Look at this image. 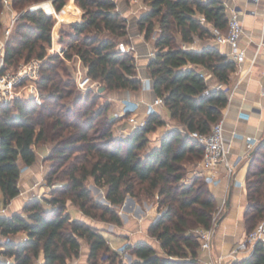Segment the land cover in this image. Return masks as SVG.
Returning <instances> with one entry per match:
<instances>
[{
  "label": "trees",
  "instance_id": "16d2710c",
  "mask_svg": "<svg viewBox=\"0 0 264 264\" xmlns=\"http://www.w3.org/2000/svg\"><path fill=\"white\" fill-rule=\"evenodd\" d=\"M40 1L11 0L18 18L5 47L1 71L14 70L33 57L43 59L36 82L41 102L26 96L0 105V201L6 206L20 193L21 168L36 162L37 143L50 144L48 179L61 173L65 182L60 196L54 191L45 199L48 206L32 198L21 211L0 214V264H68L80 255L81 240L88 244L86 264L104 259L112 264H198L199 242L193 229L210 226L217 202L202 176L184 181V163L202 157V145L190 134L208 133L228 102L225 90L210 88L202 74L209 72L227 87L236 64L211 47L196 50L184 45L193 43L195 37L210 35L205 22L224 31L226 7L220 0H143L148 6L139 15L137 26L146 39L154 37L147 76L177 126L162 134L158 149L145 153L148 133L165 120L151 112L144 126L126 136H115L112 127L116 120L106 114L109 105L94 108L96 101L89 91L67 100L73 93L69 86L76 81L58 54L47 53L53 16L41 8H21ZM66 1L52 0L54 9L60 11ZM74 3L82 14L69 23L71 43L61 50L64 58H70L69 50H73L86 74L102 82L103 89L139 91L135 57L131 51L118 49L120 41H129L126 18L116 1ZM89 177L104 189L108 205L92 200L85 186ZM245 188L243 219L248 232L264 218V138L248 159ZM154 194L163 212L149 224L148 233L161 252L146 241L127 243L125 251L131 250L133 255L128 263L101 231L65 210L69 199L84 215L121 225L114 208L126 195L140 198ZM40 255L42 261L38 262ZM230 264H264V245L255 244L248 256Z\"/></svg>",
  "mask_w": 264,
  "mask_h": 264
},
{
  "label": "crops",
  "instance_id": "0c3cea01",
  "mask_svg": "<svg viewBox=\"0 0 264 264\" xmlns=\"http://www.w3.org/2000/svg\"><path fill=\"white\" fill-rule=\"evenodd\" d=\"M222 4L226 7V12L233 6H236L240 10V20L243 27V37L240 42V47L245 50V61L241 65H236L238 71H234L230 76V81L227 84L228 92H226L228 97V102L222 111V116L226 117L227 120L224 123V135L226 142L230 148V153L228 158L230 161L236 160L245 149V142L242 137H232V133L238 132L244 136H252L259 141L264 138V0H220ZM117 2V0H116ZM125 4V3H124ZM72 6L74 9H72ZM51 7L54 6L51 3ZM66 7V6H65ZM69 9H72L74 13L75 20L81 18V10L74 3L68 5ZM67 7V8H68ZM119 7V4H118ZM66 10V14L68 10ZM65 10V8L63 9ZM120 13L126 19H129V15L132 9L125 4L118 8ZM47 10V13H54L52 10ZM55 11V9H54ZM62 12V11H61ZM141 14V12H140ZM139 14V15H140ZM138 17V16H137ZM134 18L132 21L128 20L127 30L129 35L134 38V44L136 46V65L138 77L141 79L147 76L146 68L149 61V51L151 48L154 49L153 42L147 43L145 37L140 31H138L137 20ZM131 18V17H130ZM133 18V17H132ZM131 18V19H132ZM202 19V18H201ZM61 21V20H60ZM204 25L210 29V35L203 38L195 37L194 42L189 45H184L190 49L201 50L205 47H211L221 54L229 55L230 47L226 43H220L216 40L215 36L211 32L212 26L205 22ZM58 37V36H57ZM57 39V38H56ZM56 39H52L53 43ZM205 80L210 88H216L218 86H226L221 84L213 75L206 72ZM114 99L129 100L132 104L136 103L135 113L138 109L143 106V110L140 113H136L142 119L147 118L150 114L148 113V104H151L156 97L152 87L149 89H141L136 92H130L127 90H118L110 94ZM127 98V99H126ZM123 106V105H122ZM133 110V111H134ZM129 112L134 114V112ZM162 117L165 122L170 119L167 108L163 105L155 107V111ZM120 136L127 135L129 133L128 129H120ZM162 136V134H161ZM152 142V145L145 151V153L158 149L160 147V139ZM35 149V147H34ZM36 154L40 152H48V148H42L40 150L35 149ZM41 156V155H40ZM250 157V156H249ZM249 159V158H248ZM43 168V163L40 160L30 166L25 170L26 173H38L40 169ZM248 168V160H241L236 168L235 178L242 185L235 183L232 179L229 180L226 176L222 174L220 182L216 186L210 185V191L214 195L217 206L224 205V211L221 218L218 220L214 229V240L211 253L213 256L224 253L230 248L236 246L240 242L244 234L246 233L244 228L243 213L247 205L246 198V188H245V176ZM25 173V174H26ZM20 175V179L22 178ZM27 181H30L28 177ZM22 182V180H21ZM24 187H28V183H23ZM236 190V194L233 191ZM25 191L20 188V193L14 197L9 204L5 206L7 214H12L19 212L23 209L28 198L25 196ZM242 197V198H241ZM235 198L237 200V205L235 206V211H231V202ZM239 210V214L235 217L236 211ZM81 219L88 223L85 217H75ZM140 224L133 226V228L128 227V224H124L120 228L118 237L114 240L117 245H123L126 243H133L135 241H146L148 236L143 232V223L139 217H136ZM129 219V215L126 216L124 221ZM90 224V223H88ZM132 226V225H131ZM156 241V240H155ZM109 244L110 241H109ZM153 245V244H152ZM154 246V245H153ZM113 247V246H112ZM120 247V246H119ZM115 247H113L114 249ZM82 250H80V255ZM85 258L88 257L89 249L86 250ZM250 252H236L232 256L225 258V264H230L233 261L242 259L248 256ZM79 255V256H80ZM208 258L206 252L199 251L198 260H205ZM42 261V255H40L38 262ZM69 264H74L72 261Z\"/></svg>",
  "mask_w": 264,
  "mask_h": 264
},
{
  "label": "rangeland",
  "instance_id": "374dc122",
  "mask_svg": "<svg viewBox=\"0 0 264 264\" xmlns=\"http://www.w3.org/2000/svg\"><path fill=\"white\" fill-rule=\"evenodd\" d=\"M51 3H52V0H43V1H40L37 3H26L25 5L21 6V8L23 7V10L24 9L32 10V9L41 8L45 12H47V10H49L50 13H51L50 10H52L54 12V13H52L54 23H53V27L51 30V36H52L51 38L52 39L57 38V39H56V41H54V43H53V40H51L50 46L47 47V53L50 55L58 54L59 58L63 60L62 65L67 68L68 72H70L71 76L74 77V79H75L77 76L76 75L77 68H80L82 71L85 72L86 71L85 67L83 66L82 62L78 59L77 55L74 54L73 50H69V52L72 53L70 58H64L63 52L61 51L62 48H64V50L67 49L68 44L71 43L69 40V37H68V35L71 32L69 23L74 21L75 17L73 15L74 13L72 12V9H74L73 6H72V9L71 8L69 9L68 5H70V3L72 5V3H74V0H67L66 4L64 5V7L60 11H56V10L54 11L53 7H51ZM116 3H117V9L120 8L121 6H124L125 4H127L132 9V11L129 15V19H126L127 23H128V20L132 21L137 16L139 17L140 12H143L148 6L147 5L148 3L144 2L143 0H117ZM118 4H119V7H118ZM18 6H20V5H18ZM64 8H65V10H63ZM67 9H69V10H68V13L66 14ZM130 17L131 18L133 17V18L131 19ZM138 31H140L139 28H138ZM140 33L143 34V32H140ZM59 37L62 38V42L60 41ZM127 38L129 41L128 43L120 41V43H118V44H123L124 46L133 45L135 47V50H130V51L133 53L135 60H136V53H137L136 49L137 48L133 42L134 37L132 35H129V33H128ZM145 40L147 41V43H152L154 41V37H151L149 39L145 38ZM150 53H154L153 48L150 49L149 54ZM47 55H46V57H47ZM137 74H138V72H137ZM103 88L104 87H103L102 82H100L98 80H91L89 82V86L87 88H83V89L77 87L76 83H74V84H71L69 86V89L73 93L69 97V99H67V100H71V98H73V96H75V95L77 96L80 94H86L89 91L90 92L89 96L94 98L96 101L94 108H99V107L105 106L107 104V105H109V108H108V111L106 114H108L112 117H114L115 112L120 114L118 117H114L116 120L113 127H112V131H113L114 135L120 136V135H118L121 133L120 129H124V128L128 129L130 132V130H132L133 121L142 119L139 116H137L136 113L137 114L140 113L143 110V106L140 109H138L136 111V113L134 110L133 115L130 114L129 112L127 114L121 113L120 109H121L123 102L125 100L123 101V100H120L119 98L113 99L110 95L111 93L118 91V90L109 91V90L103 89ZM26 92H28V91L26 90L23 93V98H24V96H28V95H26ZM174 128H177L175 121L169 119L163 125L158 126L154 131L148 133L149 142H148V144L144 150L146 151L152 145V142H155V140L158 139V137H160L161 134H163L169 130H172ZM124 136H126V135H124ZM34 147L37 151L42 149V148H45V147L48 148V152H42V153L40 152V154H38V155L36 154L37 155V161L38 160L42 161L43 168L40 169L38 173H30L29 174V173H26L27 170H25L27 167H22L21 168V174L23 177L19 181V186L24 191L26 189L27 193L25 194V196L28 198V200L32 199V198L40 199L42 201L43 205L48 206L47 205L48 203L45 201V199H50L52 196V193H54V191H57L56 193H54L55 196H60V194H61L60 189L63 188V184L65 182V177H63V175L61 173H57L59 175H53V176H51L50 179H48L49 171H50L51 165H52V161L49 160V152H50V144L49 143H37ZM199 161L200 160L184 163V168H185L184 181L186 183L191 182L193 177H195L197 175L200 176V174H199V167H200ZM28 177L30 178V181H27ZM21 180H22V182H21ZM23 183H28V187L27 188L24 187ZM85 186L89 190L90 196L94 202L102 204V205H108L109 204L108 201L104 199V197H105L104 189L102 187L97 186L93 182L91 177H89L85 181ZM208 188L210 190V185H208ZM236 193H237L236 190L233 191V194H236ZM127 197H131L132 200L129 199L128 201H126ZM125 201H126V204H125ZM236 205H237V200L235 198H233V200L231 202V211H235ZM1 206H2V203L0 201V207ZM114 209L117 211V214L119 215V217L121 219V225H116V224L109 223L106 221H100L97 219H93L89 216H86L69 199L66 201V206H65V210L70 214V216L72 218H75L78 216L85 217L87 219L88 223H90V225H92L93 227H95L96 229L101 231L104 234V236L106 237L108 244L110 241V243H111V244H109L110 247L111 248L115 247L114 248L115 250H117L118 248H120L122 246L120 244L117 245L114 242V240L119 235V232L121 230L120 228H122L124 226V224H128L127 225L128 227L130 226V228H133V226L136 225V223L138 222L136 217H139L143 223V225H142L143 229L142 230H143L144 234L148 235V236L142 235V237L143 236L146 237L148 242L153 244L154 247L158 250V252H161V250H159L158 242L155 241V238L151 237L148 233L149 224L154 222L163 212V208L158 207L156 194H154L153 197L142 196L140 198H135V197H132L130 195H126L123 203L120 204L119 206H116ZM238 214H239V210L236 211L235 217H237ZM127 215H129V219L127 221H124ZM140 223H137V224H140ZM80 250H82L81 251L82 254L80 256H78L77 258L71 259L68 262V264L71 263V261L74 264L75 263L76 264L77 263L83 264L85 262L86 256H85L84 252H86V250H88V244L83 240H81V249ZM132 257H133V255H132L131 250L125 251V249H124V252H122V257H121L122 261L128 263L132 259ZM0 258H1V256H0ZM99 264H112V263H110L109 260L104 259V260H101Z\"/></svg>",
  "mask_w": 264,
  "mask_h": 264
},
{
  "label": "built area",
  "instance_id": "2783aa9c",
  "mask_svg": "<svg viewBox=\"0 0 264 264\" xmlns=\"http://www.w3.org/2000/svg\"><path fill=\"white\" fill-rule=\"evenodd\" d=\"M17 18L18 13L13 10L11 0H2V8L0 11V105L8 103L13 99L22 98L26 90L28 91L26 95L33 96L37 103L41 102V94L38 91L36 82L39 78L43 59L33 57L29 60L21 61L14 70L1 71L4 66L5 47ZM211 32L218 42L229 45L230 53L228 57L231 58L236 65L239 66L245 61V50L240 47L244 32L240 20L239 8L233 6L227 12V25L224 31L220 28L212 27ZM118 49L122 52H128L130 50H135V47L133 45L124 46L123 44H118ZM153 55L154 53L149 54L150 57ZM238 69H236V71H238ZM76 75L75 81L77 87L81 89L87 88L92 79L80 68H77ZM202 75L206 77V73ZM149 88H151L149 76L141 78V89ZM216 88H222L225 92L229 91L228 86H218ZM205 93H207V90ZM163 104V98L156 96L153 102L148 104V113L154 112L156 106ZM134 109L131 102H123L120 111L121 113L127 114ZM119 115L120 114L117 112L114 113V117H118ZM226 120L227 118L222 116L217 122L212 124L208 133L192 132L190 134L203 147L202 157L199 161V174L212 186H216L220 182L222 174L229 178V180L232 179L235 183L242 185L235 178L236 168L241 160H248L252 150L258 144L256 138L244 136L234 131L232 137H242L245 142V149L236 160L230 161L228 158L230 148L224 135V123ZM145 121V119L134 120L132 130L144 126ZM223 211V204L217 206L212 215L209 227L198 226L193 229V234L199 242V250L206 252L208 255L207 259L199 260L198 264H225V258L232 256L236 252L241 251L249 253L252 252L255 244L262 243L264 245V219H262L250 231L244 234L243 239L238 242L235 247L217 256H213L211 250L213 247L214 229ZM0 214L7 215L5 206L0 207ZM126 245L127 243L123 244L117 250L124 252Z\"/></svg>",
  "mask_w": 264,
  "mask_h": 264
},
{
  "label": "water",
  "instance_id": "95a60500",
  "mask_svg": "<svg viewBox=\"0 0 264 264\" xmlns=\"http://www.w3.org/2000/svg\"><path fill=\"white\" fill-rule=\"evenodd\" d=\"M129 102H130L129 100H125V101H124V103H129ZM133 107H134V108L136 107V103H133ZM104 199H105V197H104ZM129 199L132 200L131 197H127V198H126V201H128ZM105 200H106V199H105ZM126 201H125V204H126Z\"/></svg>",
  "mask_w": 264,
  "mask_h": 264
}]
</instances>
